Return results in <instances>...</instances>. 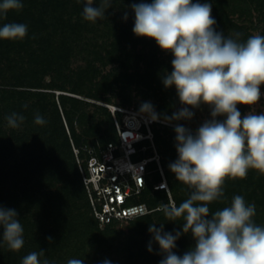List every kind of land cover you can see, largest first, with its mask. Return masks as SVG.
Listing matches in <instances>:
<instances>
[{
	"label": "trees",
	"instance_id": "16d2710c",
	"mask_svg": "<svg viewBox=\"0 0 264 264\" xmlns=\"http://www.w3.org/2000/svg\"><path fill=\"white\" fill-rule=\"evenodd\" d=\"M140 2L112 0L106 19L91 23L83 19L85 0H22V10L0 20V27L8 22L28 25L24 39L0 40V206L18 212L25 241L21 250L10 251L0 238V264H21L24 256L40 249L51 264H68L70 259H83L84 264H159V245L152 242L153 251H148L149 225H164L165 232L181 230L183 221H168L159 206L171 199L179 205L190 194L169 169L178 158L175 122L163 119L183 106L175 87L162 83L163 73L172 70V54L132 31L130 6ZM196 2L212 4L215 27L226 36L239 32L246 40L264 35V0ZM145 102L165 123L152 125L154 146L149 139L138 143L133 160L158 154L170 194L155 189L162 175L152 161L144 189L128 201L147 204L150 213L102 227L93 214L80 163L100 155L110 143L119 144L114 117L105 105L142 113ZM13 112L26 117L18 128L9 127L5 119ZM240 112L243 116V109ZM36 114L46 123L37 125ZM116 115L121 121L123 114ZM178 123L195 132L193 118ZM224 193L222 201L209 205L211 212L242 195L255 204V222L264 225V174L249 170L243 179L226 178ZM124 222L126 229L120 227ZM194 244L190 233L183 234L173 251L183 255Z\"/></svg>",
	"mask_w": 264,
	"mask_h": 264
},
{
	"label": "clouds",
	"instance_id": "9594fccd",
	"mask_svg": "<svg viewBox=\"0 0 264 264\" xmlns=\"http://www.w3.org/2000/svg\"><path fill=\"white\" fill-rule=\"evenodd\" d=\"M22 0H2L0 20L10 11L19 12ZM134 13L133 33L154 39L162 51L170 52L171 72L165 71V88L175 87L183 106L171 116L177 159L169 164L178 182L189 189L188 197L177 205L160 203L159 210L168 221L182 220L181 230L165 232L149 225L152 242L159 245L163 258L159 264H264V225L255 222V204L235 195L230 205L210 211L209 205L225 197L226 178H245L249 170L264 174V112L253 109L242 116L237 105L254 106L261 98L264 85V35H250L241 40L239 32L226 36L217 31L212 4L193 0H152L131 4ZM112 0H85L83 19L95 23L106 19ZM127 19V13L124 15ZM28 33L25 23L8 22L0 27V40H22ZM207 105L210 119L193 132L179 121H190L193 109ZM27 108V105H24ZM140 111L152 121H159L150 102ZM224 117V119H218ZM8 126L18 128L26 119L13 112L5 117ZM37 125L46 123L39 114ZM0 238L10 251L24 246V227L18 212L0 206ZM190 233L195 244L177 255L173 250L183 234ZM52 241V237H47ZM21 264H51L45 250L32 251ZM68 264H84L83 259H70ZM103 264H110L104 261Z\"/></svg>",
	"mask_w": 264,
	"mask_h": 264
},
{
	"label": "built area",
	"instance_id": "2783aa9c",
	"mask_svg": "<svg viewBox=\"0 0 264 264\" xmlns=\"http://www.w3.org/2000/svg\"><path fill=\"white\" fill-rule=\"evenodd\" d=\"M105 106L114 117L119 144L110 143L100 155L93 154L85 164L80 163L93 214L102 227L113 221H127L150 213L147 204H128V201L141 194L149 174L148 166L152 161L158 163L162 175V180L155 185V189L166 190L170 194L158 154L139 161L133 160V155L138 152V143L149 139L154 146L152 125L155 122H165H154L146 114L134 109ZM117 112L123 114L121 121L117 118ZM75 152L78 155V150Z\"/></svg>",
	"mask_w": 264,
	"mask_h": 264
},
{
	"label": "rangeland",
	"instance_id": "374dc122",
	"mask_svg": "<svg viewBox=\"0 0 264 264\" xmlns=\"http://www.w3.org/2000/svg\"><path fill=\"white\" fill-rule=\"evenodd\" d=\"M56 93V95H59L60 91H56L54 92ZM112 106V104H111ZM113 106H117V104H113ZM120 107V106H117ZM124 108V107H121ZM237 108L243 109V115L247 114L249 111H252L253 109L256 111V113H261L264 112V88L261 86V98L260 100L257 102V104H255L254 106H246V105H237ZM125 109H131V107H125ZM194 111V116H193V120L194 123L192 124V128H194V130H196L202 123L204 120L206 119H210V110L208 108V110H206V108H203V105L201 106V108L199 109H193ZM218 119H224V117H218ZM98 134V133H97ZM81 160V159H80ZM127 223H120V227L123 229H126Z\"/></svg>",
	"mask_w": 264,
	"mask_h": 264
}]
</instances>
